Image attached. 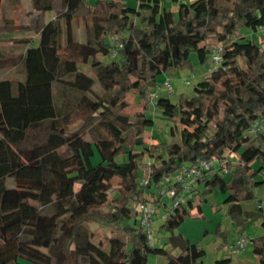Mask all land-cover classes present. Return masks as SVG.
<instances>
[{
	"label": "trees",
	"instance_id": "16d2710c",
	"mask_svg": "<svg viewBox=\"0 0 264 264\" xmlns=\"http://www.w3.org/2000/svg\"><path fill=\"white\" fill-rule=\"evenodd\" d=\"M4 1L0 32L27 30L28 24L1 20ZM56 1L31 0L44 70L27 69L30 38L0 43V71L23 76L0 77V264H75L77 255L88 264H149L150 255L164 264H203L204 248L175 230L195 192L215 189L226 193L233 221L244 226L255 216L264 226V131L248 132L264 118V38L240 32L246 25L264 37V0H172L176 11L160 0H61L63 8L44 21L42 12L55 9ZM76 19L83 23L82 40L72 26ZM191 51L202 64L216 53L219 65L175 101L157 94L153 104L163 114H178L180 139L145 144L143 130L153 122L146 113L150 87L166 70L191 66ZM59 77L87 89L60 85ZM95 80L106 85L101 94L88 92ZM131 94L143 101L133 115L125 111ZM145 153L153 158L144 183L138 157ZM213 158L214 170L203 171L183 200L172 205L169 197L158 228L167 234L150 242L137 201L153 202L158 214L167 206L161 180ZM220 161L227 171L218 170ZM165 183L182 190L179 181ZM254 186L262 187V197L245 210L242 200L254 197ZM88 222L99 230L82 233ZM216 232L226 238L220 224ZM251 241L256 261L249 264H264V233Z\"/></svg>",
	"mask_w": 264,
	"mask_h": 264
},
{
	"label": "rangeland",
	"instance_id": "374dc122",
	"mask_svg": "<svg viewBox=\"0 0 264 264\" xmlns=\"http://www.w3.org/2000/svg\"><path fill=\"white\" fill-rule=\"evenodd\" d=\"M93 1V0H89ZM162 4L166 7L177 10L178 2L172 0H160ZM189 1V0H185ZM131 4L136 5L135 2L130 1ZM56 8L53 10H47L42 12V19L48 21L53 18L57 11L63 8L61 0L56 1ZM57 9V10H56ZM40 14V13H39ZM38 15V10H36L31 0H18V3H13L11 0H5L1 5V17L2 21L5 19H12L16 22H21L23 24H28L29 28L23 29L22 31H1L0 32V43L5 46H11L15 42L12 40L14 38H30L31 44L28 46L27 50V69L29 71H42L44 66L42 64L41 56L36 49L37 45V25L34 23V19ZM38 17V16H37ZM39 20V18H37ZM72 26L76 32L77 37L82 40L84 39V29L82 20L76 19L73 21ZM240 32L246 34L251 39L259 41L264 37L259 36V32L253 31L251 27L243 25ZM262 34H264V28L262 29ZM189 59L191 66L188 67H177L173 69L166 70L158 76V83L163 82L166 78L170 79L172 84V90L166 92L160 90L158 93H167V95L175 101L181 93H191L193 91L194 83L205 75V70L209 62L202 64L199 62L197 53L191 51L189 54ZM83 70L87 73L93 75L92 70L88 65L81 66ZM0 77L8 78H20L23 79L22 75H18L11 71H0ZM185 80H189L186 83ZM58 84L60 85H71L84 90L87 89V85L81 81L75 80L70 81L67 77H59ZM106 85L95 80L91 85V89L88 90L90 94H101L104 92ZM154 86L150 87L153 90ZM64 97V91L61 93ZM129 105L125 108V111L133 115L137 110L142 107L143 101L141 97L136 95H129ZM149 99V98H148ZM147 115H149L153 122L151 125L146 126L143 130L144 143L149 144L155 141L169 142L178 141L180 139L181 123L178 114L175 115H165L162 113L161 109L156 107L153 103L149 102V107L146 110ZM140 149V147H136ZM230 159H236L234 154L228 155ZM124 157H118L117 159L121 161ZM153 155L145 153L138 159L142 162L139 169V176H145L147 171V161L152 159ZM98 157L95 156L94 161H97ZM257 161L252 162V166L257 165ZM148 173V172H147ZM147 175V174H146ZM227 175V174H226ZM8 184L12 183V179L9 178ZM216 191V192H215ZM263 190L261 186L253 187L252 199L242 200V206L245 210H253L258 204L259 199H261ZM226 193L221 192L219 189H215L213 193L208 195H202L197 192L192 197V205L187 204L181 209L184 218L176 228L175 232L181 234V236L188 238L191 242H197L205 250V255L202 257L203 264H219L216 260L221 257H226L227 260L222 264H249L256 261V257L253 253V244L251 238L264 233V226L260 223V219H255V216L250 217L244 224V226L237 224L231 219L229 215L226 214V204L223 203V198ZM164 201L167 203L166 207L160 208V212L154 216V221L152 223V232L159 239L164 240V236L167 234L165 231H160L159 225L161 224V219L159 216L164 214L169 206L170 198L169 196H163ZM200 204L201 209H198L197 204ZM264 206V201H263ZM220 224L221 230L225 231L226 238L222 234L216 232L217 226ZM96 232L99 230L98 224L95 222L84 223L82 227V233L88 231ZM56 240L52 246V253H56L61 243V232L58 229L56 232ZM244 235L248 238L247 245L238 253L232 252L230 246L235 242V240ZM219 245L221 246L219 248ZM223 245H226V247ZM155 260H157L156 263ZM165 259L161 256H149V264H164ZM75 264H88L85 256L77 255Z\"/></svg>",
	"mask_w": 264,
	"mask_h": 264
},
{
	"label": "built area",
	"instance_id": "2783aa9c",
	"mask_svg": "<svg viewBox=\"0 0 264 264\" xmlns=\"http://www.w3.org/2000/svg\"><path fill=\"white\" fill-rule=\"evenodd\" d=\"M263 28H260L262 31ZM220 62V56L218 54H213L210 58L209 65L207 66V71H211L215 69ZM186 83H189V80H185ZM160 90H164L166 92H170L172 90V84L169 78H166L162 83L159 85L154 86V89L151 90L149 94V102L154 103V100ZM257 131H264V118H260L255 121L252 126L248 129V132L255 133ZM151 159L147 161V171L145 176L140 177V182H147L148 180V171L150 167ZM217 162L216 158L213 159H199L196 163L187 165L181 168L179 171L172 173L170 176L164 177L161 180L160 184L161 187L158 188L159 194L164 196L171 197L173 204H176L178 201L183 200L184 192H189L191 187L198 181L200 175L203 171H211L214 170V164ZM218 166V170L221 172L227 171V167L225 161H220ZM179 181L182 185L181 191L175 190V185L168 186L166 185L165 181L167 180ZM136 206L138 208V212L140 215V222L147 230L148 240L153 242V232H152V223L154 221V216L156 215V208L153 202L149 200H141L137 201ZM165 215L160 216V219H163ZM248 238L244 235L238 237L235 242L230 246L231 251L238 253L240 252L246 245H247Z\"/></svg>",
	"mask_w": 264,
	"mask_h": 264
},
{
	"label": "crops",
	"instance_id": "0c3cea01",
	"mask_svg": "<svg viewBox=\"0 0 264 264\" xmlns=\"http://www.w3.org/2000/svg\"><path fill=\"white\" fill-rule=\"evenodd\" d=\"M179 1H183V2H192V1H194V0H189V1H185V0H179ZM13 40V39H12ZM25 50V49H24ZM216 192V191H215ZM200 209H201V207H200ZM224 246L226 247V245H223V248H224ZM157 262V260H155V262L154 263H156Z\"/></svg>",
	"mask_w": 264,
	"mask_h": 264
}]
</instances>
